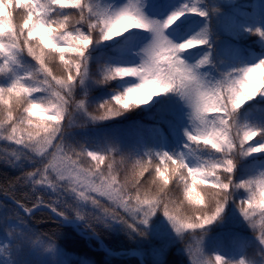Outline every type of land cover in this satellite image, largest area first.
Here are the masks:
<instances>
[{"label": "snow or ice", "instance_id": "obj_1", "mask_svg": "<svg viewBox=\"0 0 264 264\" xmlns=\"http://www.w3.org/2000/svg\"><path fill=\"white\" fill-rule=\"evenodd\" d=\"M17 10L23 12L21 22L17 24L9 17L6 26L0 27V76L13 73L20 66L18 57L25 54L38 67L34 72L14 75L6 86L0 85V108L6 111L5 118L0 119V140L16 146L3 161L6 165L15 167L21 160L33 165V170L23 171L4 188V194L10 195L24 213L31 215L44 207L50 208L57 217L67 219L69 212L65 209H71L76 219L86 221L87 214L82 209L90 202L101 210L100 215H92L97 223L115 221L135 231L137 224L146 225L160 211L177 234L200 231L202 236L197 240L201 244L203 235H207L203 230L220 219L226 206L235 203L233 197L242 191L245 198L239 200L237 207L256 231L254 218L264 217V172L239 183L235 182L234 173L240 158L264 153V143L253 145L252 142L261 135L260 130L247 125L237 127L236 115L247 102L264 96V69H244L246 78L251 75L242 91L231 84L216 83L200 92L193 111V118L200 127L185 132L188 143L184 147L189 156H194L201 146L209 148L221 154L218 161H202L190 166L183 154L173 157L165 152L155 157L146 156L129 165L123 159L117 163L111 154L84 148L77 151L66 146L63 139L71 123V88L86 74V53L94 42L95 31L102 34L103 41H111L133 29L154 34V47L159 51L154 54L151 64L139 68L116 67L104 75L105 82L117 78H141L138 88L130 89L123 98H116L117 104L127 110L130 105L147 104L153 97L172 91L178 82L195 80L197 69L209 63L206 55L195 69H190L181 59L185 48L195 49L191 42L200 47L208 44L204 34L187 39L189 43H174L165 35L181 17L186 14L206 17L205 11L196 3L185 4L160 22L147 19L138 3L131 2L118 12H112L94 7L90 0H20ZM65 10L69 14L60 15ZM254 34L264 39V31L259 28ZM261 62L264 59L255 64ZM57 66L63 75L56 74ZM37 93L46 94L47 102L35 100L33 97ZM80 107H83L82 103ZM114 115L116 113L109 109L103 118ZM29 184L33 193L39 186L50 189L56 199L47 203L37 195L29 207L15 200L14 192H9L18 185ZM207 191L215 193L212 210L197 213L194 219L183 218L178 201L206 209ZM92 192L106 196L128 213L134 223L115 208L108 209L89 196ZM63 193L75 194L73 203L62 202ZM25 198H29L27 193ZM60 203L63 207H56ZM257 239L264 245V225L260 227ZM194 264H201V261ZM202 264H226V261L217 255L214 262L205 259ZM240 264L245 262L242 260Z\"/></svg>", "mask_w": 264, "mask_h": 264}, {"label": "trees", "instance_id": "obj_2", "mask_svg": "<svg viewBox=\"0 0 264 264\" xmlns=\"http://www.w3.org/2000/svg\"><path fill=\"white\" fill-rule=\"evenodd\" d=\"M199 1L200 10L205 11L207 16L188 15L179 26L181 34L186 33V40L200 34H204L208 40L207 45L191 49V55H199L201 58L207 55L209 60L214 63V58L219 59L218 70L223 78L229 73L234 74L236 70L250 66L251 62L255 64L264 59V39L254 34L257 28L264 31V0H223L218 3L214 12L218 16L217 26L220 31L213 27V17L209 15L210 10L211 12L213 10L207 5L206 0ZM90 3L101 10L114 12L111 0H90ZM65 14H69V12L67 10L60 12V15ZM13 18L16 21L15 16ZM214 41L218 48L214 47ZM137 42V31L135 29L111 41L99 40L98 33H95L94 42L86 53L89 89L84 90L86 87L84 81L78 79L71 88L72 105L82 103L88 111L91 110L94 116L98 110L102 111V105L112 103L114 96L122 94L126 89L124 86H134L135 84L123 83L124 79H119L116 82L118 91L112 93L108 88L106 90L101 85L102 83L99 84L101 80L99 72H104L110 68L125 67L127 65L120 64L125 61L131 63L130 67H135L139 63L138 52L134 47ZM106 50H111L120 59L113 55H108L105 53ZM18 60L20 66L15 68L13 73H9L7 76H0V85L6 86L11 82L14 75L22 76L28 72H34L38 67L35 61L26 54L19 56ZM119 61L120 63H118ZM33 98L40 102H45L49 99L44 93H37ZM97 102L100 105L91 106ZM71 106L70 111L72 113ZM181 113L179 98L175 93L158 95L153 97L150 103L122 111V114L109 118L108 122L95 125L101 131H107L111 143L114 145L112 150L100 149L88 134H80L78 137L79 141L69 140V138H64V141L66 146L75 148L77 151L84 148L85 150L104 155L111 154L117 160H125L129 165L136 160L145 159L146 156L155 157L158 153L166 152L173 156L178 140H180V146L184 149V146L188 143L182 125L183 118ZM243 125L260 130L261 135L252 142L253 145L264 143V96H257L239 110L236 115V126L241 127ZM90 126L80 125L78 128ZM162 134L168 141L167 149L162 146ZM117 146L121 147L117 148ZM14 147L16 146L0 140V195L5 197H11L4 194V188L8 186L10 181L21 176L23 171L33 170V165L24 160H21L15 167L8 166L3 162L10 156V150ZM137 147H140L138 151L139 159L133 158V155L136 157ZM194 157L200 163L202 161H218L221 159V154L201 146L195 151ZM101 167H105V165ZM262 172H264V153L240 158L234 173L235 182L239 183ZM9 192H14L15 200H19L28 206L33 203L37 195L42 196L47 203H52L53 201L50 191L39 188L37 192L33 193L30 184L18 185L14 189H9ZM26 193L29 197L27 199L25 198ZM244 198L245 194L242 191L238 192L233 197L235 203L230 202L226 206L222 217L203 230L211 237L210 242L205 247L206 259L212 258L214 262L215 256L219 255L224 258L226 264H240L242 260L245 264H264V252L261 251V247L255 241V237L260 234V227L264 225V217H255L257 227L261 225L256 229L258 232L247 226V229L251 232L250 237L239 238L237 236V238L233 239L230 236L223 240L218 236L222 221L230 216L233 217L235 211L236 217L241 215L237 204L239 200ZM60 199L63 202L64 196H61ZM100 203L104 206H109L108 209L115 208L130 223H134L128 213L124 212L122 208L113 205L111 201H102ZM17 212L13 204L0 201V218H7ZM36 219L37 227L43 230L45 236L50 240H55L54 233L57 230V226L49 222L48 215L41 213ZM114 222L97 223L94 221V223L89 222V224L116 250L129 249L130 247L141 249L147 264H192L191 257L186 251L197 243L196 239H200L202 236L200 231L195 234L191 232L177 234L172 224L160 211L152 216L146 225L137 224L135 231L124 223L118 225L121 228L116 227ZM246 225H249L248 222H246ZM236 233L238 232H234V234ZM207 235H203V238H207ZM62 239L71 249L81 250L79 238L66 234ZM239 246H242L240 251H238ZM94 247H96L95 242H93L92 246H88L87 241L84 239L85 256L89 257L93 264H139L138 259L135 257L114 258L102 251H98ZM161 253L163 257L160 256ZM156 256H160V259ZM14 263L16 262L14 261ZM22 263V261L21 263L17 262V264Z\"/></svg>", "mask_w": 264, "mask_h": 264}, {"label": "clouds", "instance_id": "obj_3", "mask_svg": "<svg viewBox=\"0 0 264 264\" xmlns=\"http://www.w3.org/2000/svg\"><path fill=\"white\" fill-rule=\"evenodd\" d=\"M19 3H20V0H0V27H5L6 21L9 19V17H13V16H15L17 24H19L21 22L23 12L17 11ZM118 11H116V12H118ZM143 31L148 32L147 30H143ZM95 33H98V39L103 41L102 34L98 30L95 31ZM150 33H152V32H150ZM154 41H155V37L153 34L152 41L143 49L142 60H141V63L138 66H136L137 68L144 66L146 64L152 63V59L154 57V54L159 51L158 48L154 47ZM185 43H189V41L185 40ZM191 43H192L193 48L200 47L196 42H191ZM188 51H189V49L185 48L183 53L188 52ZM182 54H181V57H182ZM199 63H200V60L196 63V65H189L184 61V64L187 66V68H190V69H195ZM247 68H252L253 71H259L261 69H264V62H261L259 64H253L251 66L236 70L234 72V74L231 73L232 75H230V73H229V74L225 75V77L221 81H218L217 83H223L226 86L231 84V85L235 86L238 91H242V89L247 86L248 78H250V75H251V74H249L248 78L245 77V73L243 70L247 69ZM55 72L58 76L63 75V71L59 66H57L55 68ZM194 75L196 77L195 80H185L182 82H178L176 87L172 91L161 94V95H164V94H168V93H175L179 96V98L186 104V106L190 110L189 119H190V123H191L193 130L200 127L199 122L193 118L194 107L199 102L200 92L203 90V88L209 87V84H207L205 82V80L198 74V71H196L194 73ZM134 78H136L139 81V83H137L134 86H130V87L126 88L122 94L114 96L112 103L104 104L102 111L98 110L97 114L94 115L95 120H104L103 117L109 111V109L113 113H116V115L122 114V111H126L125 109L120 107L119 104H117L116 98L117 97L123 98L124 96L127 95L128 91L130 89H135V88H138L140 86L141 78L140 77H134ZM117 79H124V78H117ZM151 100L148 103H150ZM45 102H47V101H45ZM141 105H144V104H141ZM141 105H130V107L127 110L135 108V107H139ZM5 116H6V111L3 108H0V119L5 118ZM115 160L117 161V163H119V161L122 159L117 160V158H115ZM154 191H155V189H154ZM205 196H206L207 201H208V208H206V209H204V208L197 209V208L192 207L187 202L181 203L180 201H178V204H180V215L183 218L194 219L195 216L197 215V213L203 214L206 211L210 212L212 210V206L214 203L215 193H213L211 191H207L205 193Z\"/></svg>", "mask_w": 264, "mask_h": 264}, {"label": "rangeland", "instance_id": "obj_4", "mask_svg": "<svg viewBox=\"0 0 264 264\" xmlns=\"http://www.w3.org/2000/svg\"><path fill=\"white\" fill-rule=\"evenodd\" d=\"M130 2L131 3H138V6L140 7L141 11L143 12L144 16L147 19L157 20L147 12L148 10H146V9H149L148 7L152 4L153 0H120L121 4L119 6V10L121 8L127 6ZM185 3L188 4L189 6H191L193 4V2L191 0H186ZM168 7H169L168 10L172 9V7H170V6H168ZM171 12L172 11L164 12L161 19L157 20V21L163 22L171 14ZM167 33H168V30L166 31L165 35L170 39V37L168 36ZM140 34H141V40H140L141 42H140V45L138 48V52H140V58L142 60L143 49L152 41L153 34L150 32H145L143 30H141ZM170 40L173 41L174 43H178V41H176V40H172V39H170ZM181 58L189 65H196V62L189 60L186 57L185 53L182 54ZM197 71H198V74L202 77L200 68L197 69ZM213 78H216V77L211 72L209 78L207 80L205 79V82L207 84H209L210 86L214 85V81L212 80ZM183 104H184V113L183 114L185 115V118L188 120L187 123H190V119H189L190 110L184 102H183ZM165 145H167V144H165ZM183 155L186 157V159L189 160V162H192L191 166H196L194 160L188 155V153H183ZM18 224L19 223H16L15 221H10V230L9 231H11V235H9V233H7L5 235H0V249H3V251L7 248H10V247L12 248V250H15L20 246V245H17L16 241L14 240V230L18 226ZM203 243H204V241L201 242V244H203ZM3 251H0V254ZM202 251H203L202 249H200L198 251L199 255H201ZM200 260L203 261L202 255H201Z\"/></svg>", "mask_w": 264, "mask_h": 264}]
</instances>
